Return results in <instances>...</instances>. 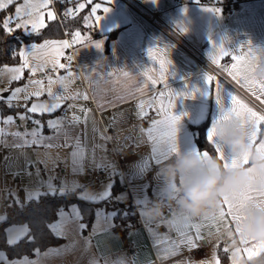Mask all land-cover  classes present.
<instances>
[{
  "label": "crops",
  "instance_id": "crops-1",
  "mask_svg": "<svg viewBox=\"0 0 264 264\" xmlns=\"http://www.w3.org/2000/svg\"><path fill=\"white\" fill-rule=\"evenodd\" d=\"M56 0H51L48 7L41 9L44 14L45 24L51 20L47 17V12L52 11L56 14V20L60 21L59 12L54 7ZM78 3H87V0H68ZM147 7L159 13L162 22L155 25L148 21L138 9L125 0H92L88 17L91 14V7L99 3L101 8L97 10L96 15L102 19L96 21L94 17L86 19V26L75 28L72 30H64L62 36L45 38L39 41L24 42L20 48V52L25 48L28 49L29 68H25L22 74L6 72V68L21 67L23 58L17 63H7L0 67V87L4 89L10 86L19 85L23 88V84H28L27 92L20 93V97L28 95V93L38 90V86L29 84L30 80H44L45 90L49 87L47 76L51 75L56 79L57 75L67 76L71 71L75 75L70 78L68 91L75 95L79 92L81 95L78 99L67 100L62 103V108L51 114H31L34 119H38L44 124L42 135L45 137H53L50 143L53 145H65L66 143H74L79 138L80 143L86 150L85 172L84 174L74 175L72 172V156L74 150L72 147H53L46 149L44 147H27L16 148L0 144V206L2 205L5 191L15 192L23 201L25 197L24 188L34 187L38 181L35 175L36 168L40 171H45L43 174L46 178L54 177L53 183L59 188L61 181H77L83 188L78 189L79 195L87 192L89 195L95 196L105 190L109 182L118 183L116 191L112 189V195L116 196L121 193H127L125 202L119 203V206H114L110 203L107 205H98L97 210H103L104 213H110L121 208L122 213L127 211L134 214V219L131 221L117 220L116 217L110 221L103 217L97 222L95 216L87 228L81 233L76 224L68 227L67 236L59 244L51 245L45 249H40V256L34 253L29 256L31 260H38V264H90V261H97L98 264H116L117 261L123 260L126 264H185V261L191 260L196 264L197 261L207 260L208 264H216L218 257V247L229 248V262L227 264H248L247 254L241 252L238 257L233 258L232 253L236 248L243 249L245 247L255 248L259 243L257 241L248 240L244 244L235 233V225L230 217H225L232 231L233 236H227L228 229L225 227V222L219 223L220 231L217 232L215 227H207L208 221L205 216L192 217V223H200L205 225L202 232L204 239L197 242L198 247L203 249V254L198 255L189 250L184 245L181 246L178 254L169 256L162 260L161 255L163 249L168 247L163 241L165 235L175 240L178 234L175 226L167 223L172 219L170 213L180 214L174 202L168 201L166 196L157 198L154 196L153 189L157 192H163L165 181L162 177L156 178L157 166L152 161V141L148 138L147 129L152 127L153 120H163L169 112L180 115L181 121L178 125L177 142L182 152L193 154L194 152L208 151L200 149L197 145L192 125L198 124L209 118V124L206 128V136L212 128L214 122L219 119L222 113V107H232L231 95L237 96L244 101L249 107L263 114L262 111L250 101L245 94L235 85L229 83L222 77L216 76L207 68H200L199 61L196 56L182 43L180 38L174 33H178L186 39L194 47L201 49L205 55L211 60V55L214 51L213 43L219 45L224 43V47L233 55L241 52L247 53V45L251 42L253 50L264 49V0H244L239 6L233 10H226L219 6H213L205 3L197 2L196 0H144ZM23 0H17L13 4L12 12L9 16H13V23L10 27L15 28V7L22 4ZM104 7H109L110 11L103 12ZM219 8V14L208 10L209 8ZM75 8V7H74ZM23 19H34V17H23ZM89 25H92L89 27ZM186 28L187 31L181 29ZM23 31V29H21ZM31 30L29 26V31ZM75 31L81 32L85 38L83 44H75L73 52L68 48L64 49L63 56L60 57V62L63 63V57L68 55L72 57L66 69L52 68L50 64L45 67L44 72L37 71L33 75L30 71L32 66L38 62L44 63L43 60L37 61L35 58L39 53H33L32 44H42L45 40L52 39L57 41L73 40L72 34ZM111 31H116L109 35ZM174 31V32H173ZM24 32V31H23ZM25 33V32H24ZM70 36L67 39L66 35ZM180 40V41H178ZM102 42L103 48L98 49L93 44ZM241 45H245L243 49ZM149 48L153 49L151 56L148 54ZM257 55L259 52L257 51ZM154 57V58H153ZM51 56L47 57L50 61ZM160 60H165L167 87L164 83H158L152 86L151 82L144 76L145 70H151L149 74L158 75L160 71ZM213 61V60H212ZM170 62V63H168ZM214 62V61H213ZM235 63L231 55L221 59L218 65L231 68ZM127 71L129 75L125 77L123 72ZM225 72V71H224ZM264 72V59L259 60L254 72L256 86L245 87L241 82L234 80L228 72H225L233 81H235L242 89L255 95L258 99L264 102V93L261 92L259 85L264 83V78H261V73ZM111 73L112 75H109ZM12 75H21L19 80H11ZM206 75H211L215 79L208 84ZM133 77L135 84L131 88H125L123 85L127 83L128 78ZM221 83V104L216 100V81ZM147 85V87H144ZM53 92L61 91L59 84L51 86ZM139 89V91H138ZM11 89L2 93V97L10 95ZM164 92L165 96L160 97L159 93ZM192 93V95H175L169 96L168 93ZM87 95L88 99H83V95ZM155 98V99H153ZM53 102L48 97L47 92L39 98L32 97L26 101L30 106L37 102ZM169 100L173 101L175 107H169ZM140 101H145V110L148 115L141 117L138 113L137 105ZM151 101L149 107L148 102ZM0 102L7 105L6 100L0 99ZM69 105L75 107L69 108ZM161 105L163 108L161 109ZM83 107L89 110L86 122L84 121L85 113L79 109ZM11 112H0V119L8 116L17 117V114L26 112L25 106L22 108L13 107ZM71 118L75 113L81 117V123L69 127L65 123L64 128L70 136V140L61 132L56 134L54 130L47 126L49 119H56L65 115ZM247 119V116L241 117V120ZM6 132H31L37 125L34 123L30 126L25 125V121H20L18 118L12 125L0 124ZM162 126L158 125L153 135L157 134ZM106 137L108 139H104ZM8 144L19 143L12 136L4 137ZM208 139V138H207ZM128 143L134 144L133 152L129 155V162L124 175L117 174L115 157L113 154V146L120 149ZM212 143V142H211ZM260 143H264V122L260 125V131L257 135V140L253 144L258 147ZM113 145V146H112ZM209 152V151H208ZM226 155L230 156V152L225 149ZM211 155V153L209 152ZM212 156V155H211ZM7 157V160L5 159ZM34 162L29 166V171L33 172L31 178L24 176L23 178H14L12 172L25 167V160ZM143 160H148L151 167L146 172L144 178L137 179L134 183L137 185L136 191L132 190V185L129 182L130 173L136 170V165ZM170 159L168 162H170ZM36 161H44V163H35ZM55 162V163H53ZM45 163L47 169H45ZM103 167H99V166ZM112 165L113 167H108ZM164 164H161L163 166ZM247 166V165H246ZM102 170L105 172V178L101 181L93 179V172ZM46 171H49L47 174ZM115 171L117 175L112 176ZM54 172V173H53ZM121 176L124 178V183H121ZM40 178V177H39ZM35 181V182H34ZM108 182V183H107ZM103 184L100 187V184ZM148 183L151 187L147 191L149 198L148 208L153 204H158L162 207L163 215L156 219L142 217L139 213V207L135 204L136 198H143L144 193L139 190V185ZM179 184V180L176 181ZM89 188H93L92 192H88ZM46 191V189H42ZM260 191L254 187L252 192L253 201H262L264 196H261ZM8 207L13 205L14 199L10 196ZM240 193L233 198V204L241 202ZM248 201H245L247 203ZM78 205L77 203H73ZM71 204V205H73ZM168 205L173 206V210L167 209ZM79 206V205H78ZM69 207H63L65 212H69ZM227 211L226 205L222 206ZM81 211V210H80ZM6 213L0 214L4 217ZM246 214V209H245ZM215 215H218L215 214ZM209 220L213 216H207ZM58 217L55 221L56 222ZM245 220L241 222L239 227ZM122 222H130L129 232L125 233L120 226ZM186 223V222H185ZM24 225V224H22ZM95 228V231H94ZM242 229V228H241ZM209 232L211 234L209 235ZM90 239V243H89ZM236 241L234 246H231L229 240ZM75 242V247L70 251H61L59 255L44 256V253L49 249H59L64 245ZM133 243V244H131ZM0 252L7 256L9 261L19 259L9 258L5 251L0 249Z\"/></svg>",
  "mask_w": 264,
  "mask_h": 264
},
{
  "label": "snow or ice",
  "instance_id": "snow-or-ice-1",
  "mask_svg": "<svg viewBox=\"0 0 264 264\" xmlns=\"http://www.w3.org/2000/svg\"><path fill=\"white\" fill-rule=\"evenodd\" d=\"M64 2V0H61ZM111 3V0H108ZM17 0H0V10L6 9L9 5L16 4ZM51 0H23L22 4H19L15 7V28L16 29H23L26 35L31 36L32 33L39 34L40 29L46 28L47 25L45 24L44 14L41 12V9L48 7L50 5ZM88 4H92V0H87ZM85 3H78L75 8H67L64 11V16H74L77 12L85 8ZM101 8V4L96 3L91 7V14L88 17L89 19L94 17L96 21H100L102 18L96 15L97 10ZM208 10L216 12L217 14L220 13L219 8H209ZM110 11L109 7H104L103 12L107 13ZM34 17V19H23V17ZM47 17L51 21L56 20V14L52 11L47 12ZM13 23V16H8L3 20V29L6 30L9 34H12L14 29L10 27V24ZM29 26L31 30L29 31ZM92 25H89L91 27ZM182 31H187L186 28L181 29ZM72 43L74 44H83L85 42V38L82 36L81 32L75 31L73 34ZM96 48L102 49L103 43L102 42H95L93 44ZM71 45L68 40L57 41L48 39L45 40L42 44H32L31 49L33 53H39L38 56L35 58L37 61L43 60L44 63H37L35 66L30 68V71L33 75L39 70L44 72L45 67L50 64L52 68L58 69H66L68 66L64 63L60 62V57L64 54V49L69 48ZM245 45H241L240 48L243 49ZM248 51L247 53L241 52L240 54L233 55L230 53L225 47L224 43H220L217 45L213 43L214 51L210 53L212 60L219 65L222 58L230 56L235 63L231 65V68L227 66H222V70L228 72L229 75L232 76L234 80L241 82L245 87H253L256 86V80L254 78L255 68L259 60L264 59V49L261 50H253L251 42L247 45ZM257 51L259 55H257ZM153 53V49L149 48L148 54L151 56ZM19 55L23 58V64L21 67H13V68H6L5 71L9 73H18L22 74L25 68H29V51L25 48L23 51L19 53ZM51 56L52 59L50 61L47 60V57ZM154 58V57H153ZM71 61L72 57L68 58ZM170 63V62H168ZM166 61L160 60V71L158 75L149 74L151 70H145L144 76L147 78L148 81L151 82L152 86H156L158 83L163 82L164 86L167 87V78L165 72L167 71L165 68ZM75 74L71 71L68 72L67 76H59L57 75L56 79H53L51 75L47 76V81L49 87L45 90L44 87V80H30L29 84L38 86V90L35 92L28 93V95L24 96L23 99L28 101L32 99V97L39 98L40 96L47 92L48 97L51 98L53 102H40L37 99V102L32 103L30 106L25 104L26 112L23 114H17V117L8 116L7 118L0 119V124L4 125H12L15 123V120L18 118L20 121H25L31 119L32 122L37 125V128H34L31 132L24 131H16V132H6L4 128L0 127V144H4L9 147H16V148H27V147H44L46 149H51L53 147H72L74 150L71 153L72 156V172L74 175L76 174H84L85 172V159H86V150L84 146L81 145L79 138L75 140L74 143H66L65 145H53L49 141L53 139V137H45L42 135V129L44 124L41 123L40 120L34 119L32 116L28 115L31 114H39L43 116L44 114H51L54 113L56 110L62 108V103L67 100H75L80 97V93L77 92L75 95L71 94L68 91L70 78H72ZM109 75H112L109 73ZM123 75L127 77L129 73L127 71L123 72ZM21 75H12L11 80H19ZM215 78L211 75H206L207 83L210 84ZM59 84L61 91L59 93L53 92L52 85ZM147 87V85H144ZM216 88V100L218 104H221V83L217 80L215 83ZM259 88L262 93H264V83L259 85ZM139 91V89H138ZM27 92V88H16L14 91L10 93L8 97L0 96V99L6 100L7 106L9 108L18 107L19 105L13 104V101L19 100L20 93ZM160 97H164L165 93H159ZM169 96L175 95L178 97L179 95H192V93H168ZM230 99L232 101V107L222 108L221 116L218 120H216L208 132V141L212 142L215 147V151L218 155V159L224 162V166L227 167H236L238 166L237 160L233 157L226 155L225 147L216 139V132L221 124L222 121H227L231 119L241 120V117L247 116V119L243 120L247 123L248 127L250 128L251 133V143L254 144L257 140V135L260 131V125L264 122V114H260L257 111L253 110L249 107L244 101L239 99L235 95H231L229 93ZM83 99L87 100L88 96L85 94L83 95ZM155 99V98H153ZM149 107L151 106V101L148 102ZM75 107V105H69V108ZM169 107L174 108L175 104L173 101L169 100ZM139 110V115L141 117H146L148 115L147 111L145 110V101H140L137 105ZM163 105H161V109ZM81 112L85 113L84 121L87 120V115L89 110L81 107L79 109ZM181 116L174 114V113H167L163 120H153L152 127L147 129L148 138L152 141V161L154 162L155 166H157V173L156 178L159 179V166L161 164L167 163L170 159H175L177 156L181 154V150L179 148L177 142V133L179 131L178 125L181 121ZM81 117L76 115L75 113L72 115L71 118H68L66 113L64 116L56 118V119H49L47 121V126L54 130V132L58 135L63 132L66 141L70 140L69 133L65 130L64 125L67 123L69 127H73L79 123H81ZM160 125L162 128L157 131L156 135H153V131L156 130L157 126ZM6 136H12L16 140L20 141L19 143L8 144L7 140L4 139ZM104 139H108L103 137ZM258 148H264V143H260ZM195 155H201L204 158H209L210 154L208 151L203 152H194ZM7 160V157L5 158ZM34 162L25 160V167L23 169H18L15 172H12L14 178L20 177L23 178L27 176L31 178L33 176V172L29 171V166H31ZM35 163H44V161H36ZM55 163V162H53ZM243 164H249V158L245 156L243 158ZM99 167H103L102 165ZM108 167H113L109 165ZM150 163L148 160H143L141 163L136 165V170L130 173L129 182L132 185V190L136 191L137 185H135V181L137 179L144 178L147 171L150 170ZM45 169H47V164L45 163ZM35 175L38 178V181L34 187H25V197L22 201L15 192L9 191V195L13 197L15 204L23 211L27 209L30 205L36 204L39 205L42 198L45 197H67L69 195L75 194L77 189L83 188L84 185H81L77 181H72L69 183L68 181H61L59 188L53 183L54 177L49 176L47 180H43L40 177V169L36 168ZM112 176L116 175V172L113 171ZM184 178H181V182H183ZM121 183H124V178L121 176ZM114 187V181L109 182L105 190L100 192L99 194L92 196L89 195L87 192H83L78 196V199L88 201V202H99V201H109L114 203H122L125 202L127 199V193H121L116 196L112 195V189ZM139 190L144 193V197L136 198L135 204L139 207V213L142 217L147 218V209L150 203L149 198L147 196V191L151 187L150 184L144 183L138 186ZM172 187L178 191V188L175 186V182H173ZM42 189H46V191H42ZM254 190V186H249L245 191L240 192V196L242 197L241 202L233 204L232 200L237 195L234 194L232 199L227 197L224 198V205L227 207V211L222 207L221 210L218 212V215H214L210 220L207 216L204 217L205 220L208 221L207 227L213 228L215 227L216 231L219 232V223L225 222V217H230L231 221L234 223L235 233L239 234L240 240L247 244L248 240H244L242 229L239 227L241 222L246 219L245 209H247L248 205L245 201H253L252 192ZM154 196L160 198L161 196H166L165 192H157L153 189ZM261 196H264V192L259 193ZM257 206L262 201H256ZM170 208L171 205H168ZM33 211H37V209H33ZM123 215L127 217L129 213L124 211L121 213L119 209L114 210L110 213H104L103 210L96 211L97 222H99L100 218L103 217L105 220H111L112 218ZM172 219L168 221L169 225L175 226L178 238L173 240L169 236L165 235L163 237V243L168 245V247L163 249L161 259H167L170 255L175 256L178 254L181 246L186 245L189 250H194L198 247L197 242L204 239L202 229L205 225L200 223H192V217L189 215H184L180 213L177 215L176 213H170ZM58 219L54 223H50L47 225L49 230L57 237V238H65L67 236L68 227L72 224H76L78 230L82 233L86 228L87 225L82 223L84 217L81 214L80 208L78 205L73 204L69 207V212H65L63 207H60L57 213ZM5 217H0V221H3ZM186 222V223H185ZM37 227L40 225V219L35 221ZM225 227L228 229L227 236L232 237L233 231L230 225L225 222ZM95 231V228H94ZM7 233V244L9 246H15L18 244L22 239L27 238V241L30 243L35 242V236L31 234V230L28 224H24L21 226H12L6 229ZM211 232H209V235ZM90 243V239H89ZM231 245H235L236 241L234 239L229 240ZM75 247V242L70 243L68 245H64L59 249H49L48 252L44 253V256L50 255H59L61 251H70ZM225 252L229 251V248L224 249ZM241 252L247 254L249 260L253 257H257L260 255L261 252H264V244H259L255 248L253 247H245L243 249L236 248L235 251L232 253L233 258L235 260L236 257L240 255ZM35 254L39 257L40 250L37 248L35 249ZM0 264H38V260H31L28 256H23L19 259H14L9 261L7 256L0 252ZM90 264H98L97 261L93 260L90 261ZM116 264H126L125 261L119 260ZM185 264H194L193 261L188 260L185 261ZM216 264H220L219 259H216Z\"/></svg>",
  "mask_w": 264,
  "mask_h": 264
},
{
  "label": "clouds",
  "instance_id": "clouds-1",
  "mask_svg": "<svg viewBox=\"0 0 264 264\" xmlns=\"http://www.w3.org/2000/svg\"><path fill=\"white\" fill-rule=\"evenodd\" d=\"M264 78V72L261 74ZM135 79L129 77L123 87L131 88ZM216 139L237 160L238 166L225 167L216 157L181 152L179 156L159 168V175L165 181L163 191L168 201L174 202L180 213L191 217L214 216L224 203V198L232 199L234 194L245 191L250 185L264 192V148L251 143L250 128L243 120L222 121L216 132ZM249 164H243V158ZM181 178L183 182H181ZM179 180V184L176 181ZM175 182V188L172 187ZM246 219L241 225L244 240L264 244V203L248 201ZM163 215L162 207L153 204L147 209V218L156 219ZM196 264H208L207 260ZM255 264H264L257 256Z\"/></svg>",
  "mask_w": 264,
  "mask_h": 264
},
{
  "label": "trees",
  "instance_id": "trees-1",
  "mask_svg": "<svg viewBox=\"0 0 264 264\" xmlns=\"http://www.w3.org/2000/svg\"><path fill=\"white\" fill-rule=\"evenodd\" d=\"M75 1L71 2L68 0L55 1V6L59 12L60 21H50L46 25V28L40 29V33H32L31 36L26 35L21 29L13 28L12 34H9L3 29V20L7 18L13 9V5H9L6 9L0 10V67L7 63H17L21 60L19 55L20 48L24 42L29 41H39L45 38H53L62 36L64 30H72L75 28H82L86 26V19L88 17V11L90 9V4L85 3V8L77 12L74 16L65 17L64 11L67 8L76 7ZM116 31H111L109 35L114 34ZM14 108H9L6 104L0 102V112H11ZM209 124V118L204 121L193 124L192 130L200 149L208 150L213 157L218 158L215 151L214 145L208 141L206 136V128ZM118 188V183H114L113 191ZM79 190L77 189L75 194L69 195L67 197H45L42 198L39 205H30L27 209L21 210L15 202L7 210L4 215L5 219L0 221V249L5 251L9 258H16L23 255H33L35 249H45L51 245L59 244L64 238H57L47 227L48 224L56 220L58 210L60 207H68L73 203H77L83 215V221L89 226L95 216L96 208L98 205H107L110 203L114 206H119V203L109 202V201H99V202H88L78 199ZM37 209V211H33ZM119 210L122 213L121 208ZM117 220H133L134 214L129 213L127 217L123 215L116 216ZM40 219L39 227L36 226L35 221ZM28 224L31 234L35 236V242L30 243L27 238L22 239L15 246H9L7 244V233L6 229L12 224ZM220 264H227L229 262V253L224 251L222 246L218 247L217 250ZM260 259H264V252L259 255ZM257 257H253L251 260L248 259V264H255Z\"/></svg>",
  "mask_w": 264,
  "mask_h": 264
},
{
  "label": "built area",
  "instance_id": "built-area-1",
  "mask_svg": "<svg viewBox=\"0 0 264 264\" xmlns=\"http://www.w3.org/2000/svg\"><path fill=\"white\" fill-rule=\"evenodd\" d=\"M196 1L200 2V3L213 5V6H219V7L226 9V10H233L237 6H239V4L244 0H196ZM125 2H128L135 9H138L141 12V14L151 23H153L155 25H159L158 23L162 22V20L159 16V13L150 9L149 7H147L144 0H125ZM53 5H54V1H53ZM54 7H55V5H54ZM174 33L180 38L182 43L185 44L187 46V48L196 56L197 60L199 61V67L200 68H207L210 71H212L216 76L222 77L223 79H225L229 83L235 84L243 92V94H245V96H247V98L250 101H252L264 114V102L263 101L258 99L252 93H249L245 89H242L215 62H213L207 55H205V53L201 49L194 47L192 44H190L186 39H184L178 33H176V32H174ZM66 36H67V39H70V36L68 34ZM180 40H178V41H180ZM69 43L71 46L68 48V51L70 50L71 52H73V48H74L75 44L72 43L71 39H70ZM68 58H69L68 55H65L63 57V63L65 65L69 64ZM22 93H24V92H22ZM13 104L19 105L18 107L22 108L25 106L26 101L23 98H20L19 100L13 101ZM62 111L65 113L67 111V109L63 108ZM32 124H33V122L31 119L25 120V125L27 127L32 125ZM133 149H134L133 143H128L127 145H125L123 148H120V149L113 146V154L115 157L116 167L118 168L117 174H119V175L125 174V170L127 168L128 162H129V155L133 152ZM92 176H93V179L95 181H101L105 178V172L102 170H98V171L93 172ZM2 202H6V201L2 200ZM167 209L169 211H171V210H173V206H171L170 208L167 207ZM6 212H7L6 210H3L2 208H0V214H4ZM131 224H133V222L132 223L122 222L120 224V226L123 228V231L125 233H128L129 229H130L129 226ZM131 244H133V243H131ZM193 252L198 254V255H202L203 249L201 247H197L196 249L193 250Z\"/></svg>",
  "mask_w": 264,
  "mask_h": 264
},
{
  "label": "rangeland",
  "instance_id": "rangeland-1",
  "mask_svg": "<svg viewBox=\"0 0 264 264\" xmlns=\"http://www.w3.org/2000/svg\"><path fill=\"white\" fill-rule=\"evenodd\" d=\"M8 87H6V88H4V89H1V87H0V96H3L2 95V93L3 92H6L7 90H10L11 89V92L12 91H14L16 88H21V86H19V85H15V86H10V85H7ZM22 87H26V88H29V86H28V84H23V86ZM10 92V93H11ZM8 97V96H7ZM5 98H6V96H5ZM45 171H40V178L41 179H43V180H47L48 178H46L45 176H44V173ZM46 173L48 174L49 173V171H46ZM54 173V172H53ZM35 182V181H34ZM108 183V182H107ZM103 184L101 183L100 184V187L102 186ZM92 190H93V188H89L87 191L88 192H92ZM43 191V190H42ZM3 198H4V201H6V202H4V203H2V205L0 206V208H2L3 210H8L11 206H12V204H11V206H7L8 204H9V202H10V199L9 198H11L10 197V195H9V193L8 192H6L5 191V196H3ZM22 225V223H18V224H12V225H10L8 228H10V227H12V226H21ZM7 228V229H8ZM231 246H234V245H231ZM224 248V247H223ZM225 249V248H224ZM214 257H215V259H217L216 258V254L214 255ZM231 264V263H230Z\"/></svg>",
  "mask_w": 264,
  "mask_h": 264
}]
</instances>
